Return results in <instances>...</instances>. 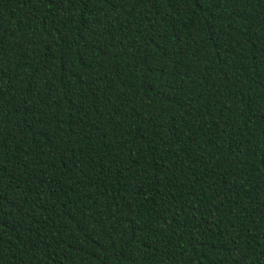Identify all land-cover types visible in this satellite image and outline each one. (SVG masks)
Wrapping results in <instances>:
<instances>
[{
    "label": "trees",
    "instance_id": "obj_1",
    "mask_svg": "<svg viewBox=\"0 0 264 264\" xmlns=\"http://www.w3.org/2000/svg\"><path fill=\"white\" fill-rule=\"evenodd\" d=\"M0 264H264V0H0Z\"/></svg>",
    "mask_w": 264,
    "mask_h": 264
}]
</instances>
